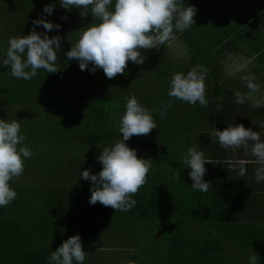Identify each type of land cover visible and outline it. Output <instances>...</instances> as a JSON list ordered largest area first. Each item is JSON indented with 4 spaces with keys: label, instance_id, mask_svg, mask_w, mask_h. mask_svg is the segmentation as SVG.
<instances>
[{
    "label": "rangeland",
    "instance_id": "1",
    "mask_svg": "<svg viewBox=\"0 0 264 264\" xmlns=\"http://www.w3.org/2000/svg\"><path fill=\"white\" fill-rule=\"evenodd\" d=\"M10 11L13 13L11 14L9 10L3 12L4 18L0 14V60L3 59L8 47L6 38L22 30L20 26L16 30L11 31L8 26L15 24L17 21H20V25L25 26L26 24L23 21L30 20L29 12L25 13L22 9L21 11ZM40 17L38 16L35 19ZM43 18L46 19L45 16ZM209 19H212V13ZM69 37L72 39L73 33H69ZM76 37L78 39L79 35ZM141 55L145 58L153 57L155 63H151L152 68L145 67L147 63L141 64L142 68L138 69L134 76L127 77L124 84L120 81L121 74L108 79L103 70L99 68L94 73L87 69L81 71L79 62L75 59L69 60L65 55L66 61L69 63H67V69L64 70V77L59 70L56 73L46 72V75L40 74L31 80L34 84L48 85L57 77L67 79L65 88L67 92L59 94L64 99L51 101V98L44 96L45 89H42L40 90L42 93L39 96L43 95V98L41 97L40 100L38 97L23 100L27 106L22 105L21 99L27 85L31 84L17 82V78L5 73L7 66L0 63V80L2 82L0 119L17 120L21 125V134L24 133L25 135L36 131L37 128L35 126H44L47 131L37 136L35 144L40 145L41 149L35 157L46 159L45 168L47 173L53 170L56 172L53 175H47L48 180L45 192L47 190L48 193L46 192V194L43 192L44 189H37L41 178L40 175H31L30 181L26 182L24 180L25 174H23L24 176L14 178L9 182L10 187L17 193V199L15 198L17 207L14 210V214L10 215L11 218L8 224L10 229L16 228L17 230L16 235L19 239L15 240V244H25L27 246L29 240L25 228L33 226L32 220L35 217L27 218V221L23 224L16 220L20 219V213L23 214L22 219H24L25 215L21 211L26 202H34L40 211H50L52 205H45V201H43L45 197L42 198V195L53 196L63 192L65 199L72 193L73 183L82 188L91 187V181L81 180V165L73 167L72 173L74 176L71 172H68V169L64 175H61L60 170L64 172L68 165L73 164V156L83 158L87 155L85 160L87 163L98 161L94 159V154L89 153L91 148L95 147L101 153L103 148L113 146L117 140L122 138V134L108 135L105 137L106 141L100 143L101 146L96 143L100 142V140L94 143L90 140L92 136H102L108 132H119V121L126 111V98L135 95L139 103L150 110L157 125V128H154L150 134L132 136V138L134 137L135 140L138 139L143 143L151 142L157 145L162 143L167 149L165 151L167 156L171 155L173 158L181 157L185 152L184 149L189 148L196 137L199 138L196 127L205 128L208 131L205 124L196 123L195 125V122L191 124L189 117L185 116L188 109H192L195 106L198 107L200 105L199 102L191 105L168 96L170 89V79L168 77L172 75H168V70L165 68L164 58L166 54H146L141 52ZM132 64L134 63L128 62L127 67ZM91 67L92 65L90 64L89 69ZM126 71L130 72V70ZM169 71L176 72L179 70ZM181 72H185V69H181ZM225 81H229L228 77L225 78ZM212 94L213 91L206 97L212 96ZM170 99H172V106L168 108L166 105ZM16 104H19V106ZM56 104L58 105L57 111L60 107L63 109L60 115L54 109ZM152 109H155V111H151ZM162 110L165 111L163 118L160 115ZM191 136L194 138L192 139ZM33 137L27 140L28 144L34 140ZM79 138L82 140H78ZM126 144L136 150L139 158L151 159L149 161L151 164L149 171H152V174H157L164 170L165 166L161 165L160 161H154L156 156L148 146L129 140L126 141ZM20 146H23V143ZM162 154L164 157L165 153ZM231 154L230 151L226 152L228 156H231ZM233 155L236 156L234 151ZM35 157L33 158L34 160H36ZM38 165L41 168L39 162ZM98 168H102V165L99 164ZM73 178H78V180H73ZM152 181L153 183H145L138 193L132 197L139 203L138 205L144 204L146 210L144 216L148 214L150 217H143L130 223L129 221L127 223L119 221L107 222L108 219L104 220L105 215L103 213L95 214L93 211L95 209L93 208L92 211H89L91 209L88 207L73 214L72 226L76 227L77 224L85 226L93 236L97 235L96 240H99L100 243L96 244V246L98 250H102V258L105 259V257L110 256L112 260H105L108 264H118L114 263L116 259H120L121 262L122 259H130L133 252L153 253L156 257L161 258L160 261L165 259L162 258L165 254H169V256H173V261L177 258L178 262L180 254H182L186 255L184 258L199 264H249L250 257L257 255V264H264V253L255 245L228 237L216 235V237H212L210 234H213L215 230H209L206 225H200L198 222H189L188 225L176 224L178 215L172 210L170 205H167V202L163 204L167 213L162 209L152 212L153 208L151 206L158 205L159 200L162 199L159 198L161 194H155V196L152 193L150 195H139L142 189L152 188L153 184L161 183L164 180L153 179ZM32 188L35 192L31 197L38 200H29ZM152 196L154 197L152 198ZM59 202H61V199ZM251 210L253 212L259 211L256 219L264 225L262 221L264 219L263 209ZM162 212L167 214V220H163L160 217ZM58 214H60V207L58 208ZM247 218L249 217L246 216ZM20 224L22 229L18 231L15 226H20ZM38 229L36 226V232L33 235H38ZM173 235L176 240H174Z\"/></svg>",
    "mask_w": 264,
    "mask_h": 264
},
{
    "label": "clouds",
    "instance_id": "2",
    "mask_svg": "<svg viewBox=\"0 0 264 264\" xmlns=\"http://www.w3.org/2000/svg\"><path fill=\"white\" fill-rule=\"evenodd\" d=\"M60 4L67 10L79 9V15L84 18L91 13L93 22L82 27L79 37L67 51L69 60L79 62L81 71L97 68L102 69L108 79L116 75H123L129 61L143 64L145 57L141 49H159L169 40H174V30L183 32L194 21L196 8L185 6L183 0H60ZM54 5H45L43 12L51 14ZM66 19V17H62ZM33 25H42L47 31L59 29L60 24L46 20L41 16L32 21ZM33 27L30 34L9 38L6 53L0 63L10 68V74L23 80H31L39 69L47 73H56L57 60L61 48L59 35L49 38L47 31L39 33ZM92 67L89 69V65ZM207 69L197 65L187 72L174 73L170 80L168 96L195 105L197 102L203 107L208 106L206 99ZM245 82L247 93H234L237 104L246 100L252 107H264V96L257 97L261 92L255 75L248 74L240 77ZM126 111L119 121V132L122 138L113 146L105 147L97 157L102 168L98 174L90 169L80 173L84 180L91 181V196L89 203L100 202L116 211H129L137 204L132 197L146 183L147 174L151 168L149 159L139 158L134 148H130L126 141L132 136L148 135L157 128L149 109L139 103L135 95L126 98ZM219 99V98H218ZM172 106V99L166 107ZM222 105H218L217 112ZM151 111H155L152 109ZM161 118L165 111L160 112ZM252 124L264 129V121L252 120ZM212 142L225 150L243 149L245 154H251L255 163L257 182L264 181V140L260 132L246 128L243 124H228L223 130L215 129ZM26 136L21 134V125L17 120L0 119V207L8 206L17 196L9 182L20 177L24 172V161L34 155L27 144H23ZM19 146V147H18ZM182 162L190 168L189 176L194 190L208 192L212 186L204 180L205 163H212L204 158L202 151L195 146L188 148ZM252 161L236 160L229 163L228 171L236 172L240 177L247 173L246 165ZM174 175L178 178L181 173ZM216 233L213 232V236ZM86 251L83 249L79 234L68 239L51 252L48 264H83ZM249 264H257V255H252Z\"/></svg>",
    "mask_w": 264,
    "mask_h": 264
},
{
    "label": "trees",
    "instance_id": "3",
    "mask_svg": "<svg viewBox=\"0 0 264 264\" xmlns=\"http://www.w3.org/2000/svg\"><path fill=\"white\" fill-rule=\"evenodd\" d=\"M79 11L80 10L77 8L71 9L72 19L69 30L70 34L73 33V38L69 39L71 43H74L77 40L76 36L80 34V29L82 27L92 23L89 17L82 18L79 15ZM93 22L95 23L98 21ZM62 30L67 32L66 27L62 28ZM61 43L65 45V42ZM70 46L71 44L67 48L68 51ZM66 53L67 52L57 53L58 60L56 64L57 67L60 68V74H62L63 77L65 76V66L67 67V63H69L66 61ZM141 68V64L140 66L139 64L129 65L125 69L124 74L121 75L122 77H120L122 84L125 83L127 77L134 76V73ZM126 70H130V72H127ZM66 81L67 79L60 77L54 79L49 84L45 96L51 98V101L64 99L61 98L59 94H65L67 92L65 90L67 85ZM235 81L237 86L242 85V83L238 82V80ZM233 83L236 86L234 81ZM248 103H250L251 107L248 112L250 117H252L253 114H264V107H252L251 102L248 101ZM57 107L58 105L56 104L54 107L55 111H57ZM211 107L212 105L209 106V108ZM223 107H225V109H227V113H229L234 107H236V105L231 101H227L224 102ZM198 108L199 106H195L192 109H188L186 112V117H189V115L194 112V115L189 117L191 124L195 122L194 124L196 125V112ZM206 109H208V107H206ZM57 112L59 115L62 114V107H60ZM212 119L213 117L209 118L210 126L208 127V135L203 134V137H196L191 144V146H195L198 151L203 152L206 160L212 162L205 163L204 165L206 168L204 180L212 184L208 192L194 190L191 187L192 180L189 176L190 168L182 162V158L187 153L188 147L187 149H184L185 152L181 157L173 158L171 155L167 156V153H165V156L163 157V154L161 153L162 151L155 150L153 144H150L149 142L143 143L138 139L135 140L134 137H131L129 141H137V143L148 146L157 158L163 157L161 165L165 166L164 170L160 172L162 174L159 172L157 174H151L152 171H149L146 183H153V179H162L164 181L153 184L152 188L148 187L146 189H142L141 194L139 195H150L152 193L155 196V194H161L159 198H162L163 195L167 194V196H169L168 203L173 206V210L178 215V221L176 224L188 225L189 222H198L200 225H206L209 230H215L216 236L233 238L250 245H255L264 253V225L256 219V215L259 211L253 212L251 210L263 209L262 211H264V181L257 182L255 179V169L259 167V165H246L247 173L243 177H240L236 172H229L227 168L230 162L227 161L226 157V152L229 151V149L225 150L220 147L218 143L215 144L212 142V132H209V130L213 129ZM215 119L217 120V125H224V128H226L230 123V121L229 123L227 121L228 118L221 117L220 115H216ZM231 119L236 120V118ZM241 119H245V116ZM196 129H198V127H196ZM111 134L121 135L117 131L108 132L102 136H92L90 140L94 143L95 141L104 139ZM78 140L82 139L79 138ZM165 151H167L166 148ZM240 155L241 153H239V156ZM176 172L181 173L178 178L174 175ZM90 188H72V193L65 199L63 197V192H60V196H58V193L53 196H48L47 194L44 200L45 205H52V209L50 211L44 212V210H41L38 212L35 210L29 215L24 213L27 218L35 217L32 220L33 226H31V228H25L29 240L27 242V246L25 244H15V240L19 239L16 235L17 230L16 228L10 229L8 225L11 218L10 215L12 213L14 214V210L17 207V198L14 199L8 206L0 207V264H48L51 252L59 247L63 241L76 234L80 235L83 249L86 251V259L83 264H108L106 261H112L110 256L107 258L105 257V259L102 258V250H98L96 246V244L100 243L99 240H96L97 235L93 236V234L90 233L85 226L78 224L76 227L72 226L73 214L83 211L87 209V207L91 209L89 211H92L94 208V213H103V215H105L104 220L108 219L107 222L119 221L121 223H127L128 221L130 223L132 222V219L138 220L140 218L142 219L143 217L150 216H148V214L147 216H144L146 213L144 204L138 205L139 203H137L129 211L125 212H115L113 208L106 207L100 202L92 205L89 203L91 196ZM154 196H152V198ZM60 199L61 202H59ZM163 200L164 198L159 200L158 205L151 206V208H153L152 212L157 209L165 210V205H163L165 202ZM33 203L34 202L30 203L31 208L34 206ZM59 207L60 214H58ZM22 215L23 214L20 213V219H16L19 223L21 222V224L27 221L25 217L22 219ZM246 216L249 218L246 219ZM160 217H167V215L162 212ZM262 221L264 222V219ZM21 224L20 226H15L18 231L22 229ZM36 226L39 229L37 231L38 235L35 236L33 234L36 232ZM90 235H92V237H90ZM210 235L214 237L213 234ZM174 240H176L175 236ZM177 251L179 250L177 249ZM143 254L145 253L135 252L130 259H122V262L120 259H116L114 263L141 264ZM185 256L186 255L180 254L179 262L176 258L174 261H168V259H166L163 263L199 264L184 258ZM73 264H76V262L73 261Z\"/></svg>",
    "mask_w": 264,
    "mask_h": 264
},
{
    "label": "crops",
    "instance_id": "4",
    "mask_svg": "<svg viewBox=\"0 0 264 264\" xmlns=\"http://www.w3.org/2000/svg\"><path fill=\"white\" fill-rule=\"evenodd\" d=\"M114 2L115 0H113V3ZM183 3L185 6H194L196 8L197 11L194 16L195 23H193L183 32L174 30V35L176 38L174 40H169L165 45H161L159 49H141V52L146 54H166L164 62L166 64L165 68L168 70V75L181 72V69H185V72L182 73L186 75L189 70H191L193 67H196L197 65L207 69L205 80V96H208L211 91H213V94L212 96L206 97L209 102L207 106L208 109L199 105L200 109L198 108L196 112V123L205 124L208 129L210 126L209 118L213 117V129L209 130V132H213L214 128L223 130L224 125H217V120L215 119L216 115H220L221 117L228 118V123L230 121L229 124L233 126L235 124H243L246 128H251L253 131L260 132L261 139L264 140V129L260 128L259 125L252 124V120L257 122L264 121V114H253L252 117H250L248 112L249 108L251 107L250 103H248V100H246L243 104H237L234 96L236 91H240L241 93L248 92L245 82L240 78L241 76L248 74L255 75V82L260 85L261 90H263L262 93H256L254 95H256L258 98L264 96V0H183ZM49 4L54 5L53 12L51 14L44 13L43 9L45 5ZM21 9L24 10L25 13H30V20L23 21L26 24L25 26L20 25V21L8 26L11 31L16 30V28L20 26L22 27V30H20L19 33H14L12 36H8L6 40L9 41V38L13 36L18 37L20 35L30 34L32 28L35 26L33 25L32 21L38 16H45L46 20H49L54 24H60L61 27L59 29L54 28L52 31H47L42 25H39L35 26L36 31L42 34L47 31L49 38L59 35L62 38L61 42H65V45L61 43L59 53H65L68 51L67 48L71 44L69 41L71 37H69V30L72 12L71 10L65 9L60 4V0H0V14L3 18L4 11L9 10L11 13L10 10L21 11ZM211 13L212 19L210 20L209 17ZM62 17H66V19H62ZM86 17H89L92 22L93 17L91 16V13ZM65 27L67 28V32L62 30V28ZM1 39L5 40L4 38ZM144 63H147L145 67L152 68L151 63H155V61L153 57H146L144 59ZM65 69H67L66 66ZM169 70L179 71L170 72ZM5 73L10 74V68H7ZM40 74L46 75V71L44 69H39L37 75L31 80L35 79ZM11 77L13 76L11 75ZM171 77L172 76H169L168 78L171 80ZM226 77H228L229 81H225ZM31 80L17 79V82L31 84L27 85L21 102H23L24 99L30 100L35 99L36 97H38L40 100L41 97L43 98V95L41 97L39 96V94L42 93L40 91L42 89H45L44 96L47 93V88L50 83L48 85H38L34 84ZM235 80L241 82L242 85L237 86ZM233 81L236 83V86L234 85ZM1 90L2 82L0 80V91ZM227 101H231L236 105V107H234L229 113H227V109L223 107L224 102ZM218 104L222 105L219 112H217ZM16 105L19 106V104ZM22 105L27 106V104L24 102ZM211 105L212 107L209 108ZM193 115L194 112L193 114H190L189 117ZM185 116H187V114H185ZM244 116L245 119H241L244 118ZM231 118H236V120ZM35 127L37 129L32 133L29 132L26 135L23 133V135L26 136V140L22 143L27 144V146L34 152V155L25 159V169L23 172L25 176L23 174L22 175L24 176V180L26 182L30 181L31 175H40L41 178L39 180V184L37 185V189H44L43 192L46 194L45 189L47 186L46 182L48 180L47 175H53L56 172L53 170L47 173L45 168L46 159L35 157V155L41 149L40 145L35 144L37 136H40V133L43 134L47 131L44 126ZM197 130L199 137H203V134H208V131L205 128L198 127ZM32 136H34V140L28 144L27 140ZM191 138L193 139L194 137L191 136ZM102 141H106V139L104 138L101 139L100 142H96L99 143L98 146H101L100 143ZM149 143L153 144L155 150L160 149L162 150L161 153H166L165 147L162 143L158 145L151 142ZM229 151L232 153L231 156H226L227 161L229 162L236 160H248L252 162L248 163L247 165L256 164L255 158L252 157L250 153L246 155L243 149H237L234 151L236 156L233 155V150L229 149ZM89 153L94 154V159L97 160V157L102 152L99 153L94 147L91 148ZM239 153H241L240 156ZM34 157L41 164L42 169L38 165V162L33 159ZM86 159L87 155L83 158L79 156H73V164L68 165L64 172L60 170V174L64 175L68 169V172H71V174L74 176L72 173L73 167L80 165L82 166L81 171L84 169H90L93 174H98L101 170V168H98L100 163L98 161H90V163H87L85 161ZM154 161L161 162L162 158L155 157ZM73 180H78V178H73ZM81 180H83L82 177ZM75 187L84 189L73 183V188ZM34 192L35 191L32 188L29 194V200L37 199L31 197ZM60 195L61 194H58V196ZM43 197H45V195H42V198ZM162 198H164V202H167V205H170V203H168L169 196H167V194L163 195ZM43 201L45 200L43 199ZM33 205L34 206L31 208V204L26 202V204L22 207L23 213H27L29 215L35 210L39 212L40 210L37 209L38 206H36L34 203ZM171 208L173 210V206H171ZM165 212L167 213L166 208ZM25 218L27 219L26 216ZM161 218L163 220H167L168 216ZM131 221H136V219H132ZM134 253L135 252H133L131 257L134 255ZM142 257L141 264H165L163 262H165L166 259H168V261H173V256H169V254H165L162 257L165 258L163 261H160L161 258L156 257L153 253H145L142 255Z\"/></svg>",
    "mask_w": 264,
    "mask_h": 264
}]
</instances>
